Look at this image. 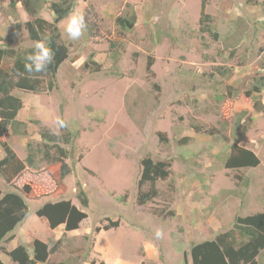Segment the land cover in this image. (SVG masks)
<instances>
[{
    "label": "rangeland",
    "instance_id": "rangeland-1",
    "mask_svg": "<svg viewBox=\"0 0 264 264\" xmlns=\"http://www.w3.org/2000/svg\"><path fill=\"white\" fill-rule=\"evenodd\" d=\"M204 1L217 38L199 29L203 0H74L62 18L52 4L70 0H27L32 15L23 0H0V45L20 51L35 46L26 23L40 18L45 33L68 47L50 84L46 80L37 92L13 90L24 103L18 120L26 134L2 139L24 159L27 144L35 149L40 141L35 121L75 135L71 144H59L69 151L70 167L61 182L46 161L26 168L15 186L0 177L2 192L27 183L35 192L25 198L27 214L8 249L18 242L30 246L34 238H61L49 262L191 264L184 254L192 243L231 229L236 215L264 211V113L246 95L264 76V0ZM77 10L87 28L72 40L65 29ZM262 89L252 95L264 105ZM194 123L204 129L195 131ZM234 142L260 163L226 168L223 159ZM145 156L171 166L169 176L155 183L156 197L140 206L137 181ZM81 189L87 207L77 197ZM60 199L86 214L73 231L50 229L35 213ZM168 211L173 216L158 217ZM112 221L118 226L102 228ZM0 260L13 264L2 252ZM257 264H264V249Z\"/></svg>",
    "mask_w": 264,
    "mask_h": 264
},
{
    "label": "trees",
    "instance_id": "trees-1",
    "mask_svg": "<svg viewBox=\"0 0 264 264\" xmlns=\"http://www.w3.org/2000/svg\"><path fill=\"white\" fill-rule=\"evenodd\" d=\"M15 1L11 0L13 4ZM23 2L27 12L30 15L34 14V11L28 7L27 0H23ZM73 3L74 0H70V4L66 6L52 4V10L59 18H62L70 12ZM205 5L206 2L203 0L198 18L199 29L201 32H206L217 38L218 35L209 26V14L206 12ZM117 20L123 22L121 19ZM46 24L45 20L40 18L34 19L32 23H26L30 38L36 42L46 39L47 45L54 53L52 63L42 72H28L25 69L26 57L35 52V46L20 51L10 47L11 43L0 45V146L4 153L0 158V177L5 184L10 186H15V180L22 175L26 168L37 169L39 164L44 161L49 162L52 168L56 166V172L51 171L49 167L52 174L50 175L54 181L61 182V179L70 172V167L65 162V159L69 157V151L59 144L60 142L71 144L75 136L72 131H67L62 136L48 126L35 121L38 125L40 141L35 149L30 143L27 144L24 159L19 158L5 139H2V137L12 138V135L16 133L20 136L26 134L23 129V122L18 120L19 112L24 103L18 95L13 93V90L40 91L46 80L49 81V84L51 83L58 67L68 56V47L61 42L59 37L45 33L44 28L46 27L44 25ZM10 40L11 37H9ZM7 59L9 63L6 62ZM262 87H264V76L255 79L252 89L247 90L246 95L252 99L255 110L264 113V105L260 97H253L252 95L254 92L259 93V95L262 94ZM239 120L240 118L237 122ZM60 121L64 123L63 119ZM192 127L195 131L204 129L201 124L194 123ZM157 134L160 140H165V133L158 132ZM52 149H54L55 156L50 152ZM229 149L223 159L226 168L255 167L260 163L259 158L252 150L242 147L236 142L232 143ZM140 166L136 204L144 206L156 197L155 183L157 180L169 176L171 162L145 156L140 160ZM33 188L30 183H27L20 189L16 186L17 190L10 189L2 192L0 189V252L4 253L13 264H80L81 261L77 260L76 262H49L50 255L58 250L61 238L51 242L34 238L30 246L18 242L13 248H7L8 242L14 239L13 230L27 214L25 198L35 197ZM77 197L83 207L88 206V199L82 189L79 190ZM35 213L47 221L50 229L63 225L66 232L77 229L81 220L86 216L71 200L67 199L45 202L37 208ZM173 214L174 211H168L166 214L161 213L157 216L160 219H166ZM115 226H118V222L112 221L102 228L108 229ZM95 230L99 231L100 228L96 227ZM262 249H264V211L245 216L236 215L231 229L218 232L209 239L192 243L188 255L184 254V263L186 257H189L191 264H257V256ZM0 264L5 263L0 260Z\"/></svg>",
    "mask_w": 264,
    "mask_h": 264
},
{
    "label": "clouds",
    "instance_id": "clouds-1",
    "mask_svg": "<svg viewBox=\"0 0 264 264\" xmlns=\"http://www.w3.org/2000/svg\"><path fill=\"white\" fill-rule=\"evenodd\" d=\"M86 28H87V24L85 21V14L82 10H77L70 13V16L68 18V23L65 29L70 39L79 40L84 34ZM53 59H54V53L52 49L47 45L46 39H42L36 42L35 52L27 55L25 69L28 72H33V71L37 73L42 72L47 68V66L50 63H52ZM59 123L63 125V121H59ZM156 235L159 237L161 233L158 231Z\"/></svg>",
    "mask_w": 264,
    "mask_h": 264
},
{
    "label": "crops",
    "instance_id": "crops-1",
    "mask_svg": "<svg viewBox=\"0 0 264 264\" xmlns=\"http://www.w3.org/2000/svg\"><path fill=\"white\" fill-rule=\"evenodd\" d=\"M20 156V155H19ZM47 223V222H46ZM61 226V225H60ZM60 226H58L59 227V229H60ZM62 228H63V226H62ZM56 229H58V228H56ZM55 230V229H54Z\"/></svg>",
    "mask_w": 264,
    "mask_h": 264
}]
</instances>
